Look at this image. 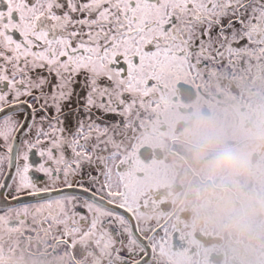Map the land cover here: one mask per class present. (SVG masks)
I'll list each match as a JSON object with an SVG mask.
<instances>
[{
    "label": "snow or ice",
    "instance_id": "6c2138e0",
    "mask_svg": "<svg viewBox=\"0 0 264 264\" xmlns=\"http://www.w3.org/2000/svg\"><path fill=\"white\" fill-rule=\"evenodd\" d=\"M254 78L264 0H0V227L33 264H147L108 166L127 113Z\"/></svg>",
    "mask_w": 264,
    "mask_h": 264
},
{
    "label": "flooded vegetation",
    "instance_id": "af4514ba",
    "mask_svg": "<svg viewBox=\"0 0 264 264\" xmlns=\"http://www.w3.org/2000/svg\"><path fill=\"white\" fill-rule=\"evenodd\" d=\"M251 101L264 103V78L248 84H172L127 113L108 166L117 202L124 205L147 242V251L139 247V258L147 256V264H225L216 241L188 227L187 214L172 199L177 188L168 183L163 165L181 155L171 132L182 126V117L219 110L243 112ZM0 261L33 264L32 253L6 224L0 227Z\"/></svg>",
    "mask_w": 264,
    "mask_h": 264
},
{
    "label": "clouds",
    "instance_id": "9594fccd",
    "mask_svg": "<svg viewBox=\"0 0 264 264\" xmlns=\"http://www.w3.org/2000/svg\"><path fill=\"white\" fill-rule=\"evenodd\" d=\"M181 119L171 132L181 155L163 165L173 201L225 264H264V103Z\"/></svg>",
    "mask_w": 264,
    "mask_h": 264
},
{
    "label": "rangeland",
    "instance_id": "374dc122",
    "mask_svg": "<svg viewBox=\"0 0 264 264\" xmlns=\"http://www.w3.org/2000/svg\"><path fill=\"white\" fill-rule=\"evenodd\" d=\"M21 250H24V249H22V247H21Z\"/></svg>",
    "mask_w": 264,
    "mask_h": 264
}]
</instances>
